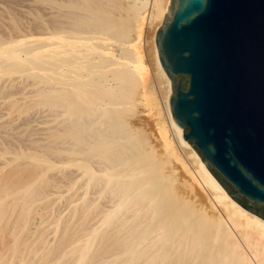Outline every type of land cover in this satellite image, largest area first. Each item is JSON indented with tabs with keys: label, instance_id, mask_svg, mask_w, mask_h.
<instances>
[{
	"label": "bare ground",
	"instance_id": "bare-ground-1",
	"mask_svg": "<svg viewBox=\"0 0 264 264\" xmlns=\"http://www.w3.org/2000/svg\"><path fill=\"white\" fill-rule=\"evenodd\" d=\"M147 2L130 1L136 12L133 36L123 23L113 33L115 19L103 0H58L57 9L50 5L47 13L53 15L56 11L60 22H46L43 35L0 39V75L28 61L29 71L38 69L48 74L46 101L56 97L55 105H64L65 112L59 115L73 118L76 124L79 197L89 198L100 227L89 230L87 239L71 250L75 253L72 264H90L97 237L99 242L108 239L114 244L111 253L98 264H264V219L229 196L172 118L170 81L159 62L155 43L160 25L152 42L154 74L158 78L154 87L159 102L154 113L149 110L158 147L147 133L139 140L143 131L141 124H135L139 115L135 122L126 115L135 102L145 107L155 103L140 45ZM169 2L164 0L162 4L159 24ZM29 40L35 43L26 45ZM54 81L56 86L51 84ZM135 109L138 111L137 106ZM170 160L180 163L182 178L174 165L168 166ZM175 182L182 189L174 191L179 184L174 187ZM34 185L35 181L11 185L0 179V222L10 217L8 210L19 204V212L25 217L21 228L25 227L28 196ZM192 200L196 206L188 210ZM12 230L8 226L9 235ZM4 233L0 227V242ZM14 237L3 251L0 248V264H13L15 255L28 264L30 251L16 254L19 238Z\"/></svg>",
	"mask_w": 264,
	"mask_h": 264
},
{
	"label": "rangeland",
	"instance_id": "rangeland-1",
	"mask_svg": "<svg viewBox=\"0 0 264 264\" xmlns=\"http://www.w3.org/2000/svg\"><path fill=\"white\" fill-rule=\"evenodd\" d=\"M103 1L107 5V11L115 19L113 33H117L120 24L123 23L122 26L128 27L129 34L133 36L136 12L129 5L131 0ZM57 2L58 0H0V39H16L22 36V38L32 39L35 36L43 35L47 25L46 22L49 20V22L53 21L51 22L52 24L60 22V16L55 15L58 14L56 11V13H52L54 16L51 13H47L50 5L54 6V9H57ZM163 2L164 0H148L144 8L145 20L142 23L140 45L143 61L147 65V68H149L150 83L152 84L150 90L152 92V101L155 103L154 105L145 107L140 102H135V106L131 105L128 110L129 112H126L131 122L138 117L140 118L136 122L134 121L135 124H141L140 127H143V131L139 134V140L144 138L146 133L151 139L156 135L154 124H150L152 123L150 120L154 117L151 118V114H149V110L154 113L159 102V95L154 87V84L157 86L158 78L154 74L155 63L154 55H152V42L154 31L160 25ZM34 43L29 40L26 45ZM32 58L38 60V62L41 61L39 58ZM30 66L28 61H24L20 65L12 66V69L0 75V179L3 177L4 181L11 185L35 181V185L28 196L29 206L27 211L29 210V212H27L25 227L21 228L25 217L23 214H20V206L17 204L8 210L10 217L7 218L5 216L0 222V227H3L5 231L3 234L5 236L0 242V248L3 247V251L4 248L8 247V244L12 243L15 238L14 236H17L19 238V245L15 253L20 254V252L22 253V251L28 249L30 251L28 254V264H72L75 259V253L71 252V250L77 243L84 242L88 237V231L93 228H99L100 223L94 214L89 198L81 199L79 197L80 189L76 170L79 155L77 152L78 143L75 139L77 134L75 121H72L73 118L66 119L67 116L59 115L65 111L63 109L64 105L63 107L58 106L62 108H58L55 105L58 100L56 97L52 98L49 103L46 101L48 98H46L47 91L45 88L48 83L46 80L48 74L38 69H32L31 72L28 68ZM20 76L22 77L20 78ZM7 77L10 78L8 79ZM37 80L39 83H36ZM51 84L56 86L57 81ZM138 105H142L140 107L142 112L138 109ZM136 106L138 111L135 109ZM135 113L136 116L134 115ZM137 114L139 115L138 117ZM143 120L146 121V124L148 120L150 122L148 121L146 125ZM64 130L65 132H63ZM153 142H156V146L158 147L159 143L155 139H153ZM67 148H69L68 151ZM74 148H76L75 151ZM152 156L153 154L151 158ZM175 164L178 165L176 166ZM179 164L178 161L170 160L168 166H175L174 168L178 171L176 172L175 170L176 174L182 173V176L181 174L180 176L178 175L182 178L183 170ZM178 183L175 182L173 186L177 187ZM180 186L183 187L179 183L174 191L178 190V188L182 189ZM46 197L49 198L45 201ZM59 198L61 199L59 200ZM195 206L196 201L192 200L188 206V210ZM31 222L34 224L32 225ZM42 223L43 225H40ZM8 226H11L13 229L11 235L7 232ZM105 241L106 243H102L101 240L99 242V238L97 237L91 250L92 253H90L92 254L90 264L92 262L93 264L96 262V264L101 263L103 257L111 253L110 249L113 248L114 244L111 241L109 242L108 239H105ZM60 250L62 254H60ZM15 256L13 264H23L20 261L19 255Z\"/></svg>",
	"mask_w": 264,
	"mask_h": 264
},
{
	"label": "water",
	"instance_id": "water-1",
	"mask_svg": "<svg viewBox=\"0 0 264 264\" xmlns=\"http://www.w3.org/2000/svg\"><path fill=\"white\" fill-rule=\"evenodd\" d=\"M155 43L182 137L264 219V0H170Z\"/></svg>",
	"mask_w": 264,
	"mask_h": 264
}]
</instances>
